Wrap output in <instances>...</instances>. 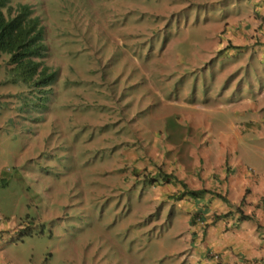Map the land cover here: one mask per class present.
Listing matches in <instances>:
<instances>
[{
  "label": "rangeland",
  "instance_id": "374dc122",
  "mask_svg": "<svg viewBox=\"0 0 264 264\" xmlns=\"http://www.w3.org/2000/svg\"><path fill=\"white\" fill-rule=\"evenodd\" d=\"M9 1L41 16L59 74L41 99L0 53V217L32 224L0 252L18 264H200L194 250L225 264L222 234L204 235L211 209L237 206L182 190L180 170L220 173V131L249 121L225 103L263 80L264 0ZM234 153L264 168V136L247 130Z\"/></svg>",
  "mask_w": 264,
  "mask_h": 264
},
{
  "label": "crops",
  "instance_id": "0c3cea01",
  "mask_svg": "<svg viewBox=\"0 0 264 264\" xmlns=\"http://www.w3.org/2000/svg\"><path fill=\"white\" fill-rule=\"evenodd\" d=\"M260 36L262 37V39H260V43H262L260 48H262L264 44V31ZM240 41V43L231 44L233 47L238 46L236 51H240L247 47H245L244 43L246 39L240 38ZM263 57L260 54L257 58V68L263 80L258 83L251 81L245 92L246 96L243 99H231L226 103L224 102L228 108H231L238 115L243 114V118H249V121L243 120L240 121L239 124H234L232 130L226 136L223 135L225 130L220 131L218 138L220 139L221 156L219 155L220 158H217V166L221 172L219 173L217 170L212 171L209 168L204 169V167H197V169L191 170L186 163H183L185 167L182 166L180 170V176L184 183L181 188L182 190L187 187L191 189L204 188L206 191L214 192L217 196H221L219 198L222 200L232 199L233 204L237 206L234 210L231 207L228 208L227 205L211 209L208 222L210 224L212 223L213 228L207 226V232L204 235V239L208 240L210 238H215L216 234H222L221 238L216 243L222 253L226 255L225 264H264V168H259V166H255V168L250 167L247 162H243L240 159H238L237 164L234 165L236 162L232 157L238 140L244 138L247 130H251L259 136H264V131L260 129V126L264 123ZM219 104L221 106L224 105L223 103ZM214 123L215 120L206 121L208 127ZM217 141L218 139L216 143ZM205 148L206 147L203 149ZM228 148L231 149V152L228 156L224 157L223 150ZM203 154L206 155L207 159V153L203 152ZM234 154L237 156L238 153ZM253 157L254 156H252L251 159ZM219 179H221L223 185L218 189L211 187L212 185H216V181ZM184 198L188 200L192 199L190 196ZM182 206L183 208H187V204L185 203H183ZM197 209V211H200L199 214H195L197 212L194 210L188 217H191L193 214L201 217L204 213V209L203 212L201 211L202 208ZM241 214L246 215L242 217ZM217 217H220L219 219L222 220L220 223L215 221ZM210 220L212 221L210 222ZM15 221L14 219H0V235L4 230H8L11 233L15 229ZM188 221L191 222V220ZM194 222L195 220L193 219L191 223ZM198 229L197 227V232H199ZM227 232L232 236V238L229 236L230 241H228ZM198 252L199 251L191 250L189 258L200 264L206 263L205 258L199 259ZM7 254L8 253L0 252V264H18L14 257Z\"/></svg>",
  "mask_w": 264,
  "mask_h": 264
},
{
  "label": "trees",
  "instance_id": "16d2710c",
  "mask_svg": "<svg viewBox=\"0 0 264 264\" xmlns=\"http://www.w3.org/2000/svg\"><path fill=\"white\" fill-rule=\"evenodd\" d=\"M0 53L8 54L7 64L15 75L13 81L21 78L27 88L40 94L41 99L52 96V85L58 78L59 70L46 62L49 45L45 40L44 24L30 3L12 5L9 0H0ZM178 194L183 195L181 192ZM245 215L241 214L242 217ZM28 233H32L30 223L12 233L4 230L0 242H13Z\"/></svg>",
  "mask_w": 264,
  "mask_h": 264
},
{
  "label": "clouds",
  "instance_id": "9594fccd",
  "mask_svg": "<svg viewBox=\"0 0 264 264\" xmlns=\"http://www.w3.org/2000/svg\"><path fill=\"white\" fill-rule=\"evenodd\" d=\"M34 12H35V10H34ZM36 13V12H35ZM37 14V13H36ZM40 16V15H39ZM41 17V16H40ZM41 21H43L42 20V18H41ZM46 40V39H45ZM192 217H197L198 219H200L201 221H202V219H201V217H199L198 215H193ZM0 219H3V218H1L0 217ZM27 223H29V221H26V222H20L19 224H17L16 226H15V229L12 231V232H14L17 228H19V227H23V226H26L27 225ZM31 224V223H30ZM204 224H207L206 222H204ZM32 225V224H31ZM201 230H202V228H200ZM11 232V233H12ZM10 233V232H9ZM2 240V239H1Z\"/></svg>",
  "mask_w": 264,
  "mask_h": 264
}]
</instances>
